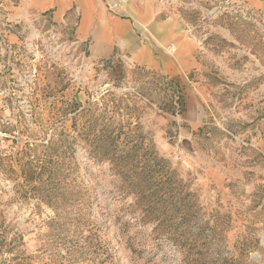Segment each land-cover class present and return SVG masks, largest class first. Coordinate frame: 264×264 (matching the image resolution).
<instances>
[{
  "label": "rangeland",
  "instance_id": "1",
  "mask_svg": "<svg viewBox=\"0 0 264 264\" xmlns=\"http://www.w3.org/2000/svg\"><path fill=\"white\" fill-rule=\"evenodd\" d=\"M174 2L201 80L0 24V264H264V0Z\"/></svg>",
  "mask_w": 264,
  "mask_h": 264
},
{
  "label": "crops",
  "instance_id": "2",
  "mask_svg": "<svg viewBox=\"0 0 264 264\" xmlns=\"http://www.w3.org/2000/svg\"><path fill=\"white\" fill-rule=\"evenodd\" d=\"M1 2L0 24L11 41H21L30 27H47L68 38L92 65L124 63L169 78H203L201 42L176 13L174 0Z\"/></svg>",
  "mask_w": 264,
  "mask_h": 264
}]
</instances>
